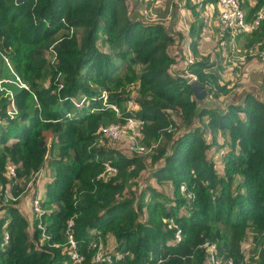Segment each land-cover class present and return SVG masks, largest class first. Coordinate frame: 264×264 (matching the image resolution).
Masks as SVG:
<instances>
[{"label": "trees", "instance_id": "trees-1", "mask_svg": "<svg viewBox=\"0 0 264 264\" xmlns=\"http://www.w3.org/2000/svg\"><path fill=\"white\" fill-rule=\"evenodd\" d=\"M262 3L254 0L248 12ZM131 4L0 0V264H73L64 243L69 219L80 264H101L91 261L90 242L108 236L115 255L109 264H204L205 240L237 264L245 232L261 236L264 100L245 92L197 109L184 71L212 97L228 91L216 83L214 61L196 49L204 24L191 23L192 59L178 66L175 35L164 22L130 14ZM248 34L264 47V17ZM45 77L52 81L47 86ZM134 81L138 108H122L125 85ZM127 116L142 120L144 145L158 139L149 168L141 155L98 142V126L122 124ZM44 154L55 167L44 187L50 207L28 220L15 199L4 201L5 184L37 170ZM8 164L13 174L5 178ZM106 165L116 169L107 178ZM142 169L162 187L145 184L133 192ZM258 253L261 264L264 249Z\"/></svg>", "mask_w": 264, "mask_h": 264}, {"label": "rangeland", "instance_id": "rangeland-1", "mask_svg": "<svg viewBox=\"0 0 264 264\" xmlns=\"http://www.w3.org/2000/svg\"><path fill=\"white\" fill-rule=\"evenodd\" d=\"M127 1L133 3V6L132 4L130 5V14H137L139 18L144 20H157L159 22H164V24L167 25V30H170L172 35H175L176 42L174 44L177 45H175V51H173V55L176 60V65L178 66L184 64V61L187 58L185 54L187 49L190 51V57L192 59V50L190 48L191 46L189 42L195 35L196 29L195 24L191 25V23L198 20L200 23L204 24L196 41V49L201 54L208 56L209 60H213L214 63H217V67L220 69V72H222V69L220 68V62L222 59L220 47L221 39L217 25V16L215 15L216 4L209 3L200 6L201 0H189V4L187 6H192L190 8H194L195 12H198L199 20L196 16H193L191 9L186 6L184 0ZM239 1L242 7L246 10L247 14L250 15L252 11L248 12L247 9L249 7L248 5H250L253 0ZM146 3H148V5H146ZM179 31L182 33V38L177 35ZM44 54L49 62L52 57L51 53L46 51ZM237 54L244 55L245 57L241 63V67L239 68L238 76L234 80H226L219 71L213 69L212 72L216 74V83L219 85H225L228 91L227 93L219 94L215 97H212L209 94L208 103L210 106L224 104L231 98L237 100V98H239L245 92H251L254 96L264 100V47H260L258 39L251 36L250 34H245L238 38ZM181 75H183L186 79L191 78L192 75L195 76L194 73L186 71H184ZM41 81V85L46 86L52 82L48 77H45ZM21 83L25 87L28 86L25 82ZM136 87V81L126 83V92H124V94H126L128 97L121 103L122 108L130 110H136L138 108L137 102L133 100V97L136 94ZM205 87L208 89L207 86ZM212 89L215 90V88ZM80 100L82 101L83 98L81 97ZM142 124L143 123L139 125V129L142 127ZM138 141L140 144L144 145L141 137H139ZM157 141L158 139H151L150 145H144L145 150L143 152H135L128 147L127 137H124L121 140H111L107 138H105V140H100V142H102L101 144L112 147L115 150H118L121 154L141 155L146 168H149L151 165L150 154H152L153 149L156 148ZM44 155V159H46L37 170H34L30 174L23 175L12 182H6L5 184V190L8 191L7 187L12 186L17 191L15 196L9 191L8 193L15 197L14 204L18 206L20 212L23 214V216L28 218V220L30 219V215L31 217L36 216L35 213L37 211H34V208L31 205L34 199L37 200L38 210H48L50 207L48 204H44V187L46 179L52 176L53 169L55 167L53 163L50 162L49 155ZM9 165L10 164H8V166ZM145 169L140 170L138 177L134 179L133 184L131 185L133 192H137L145 184L162 187V184L159 185L152 179H149V176L147 177V171H145ZM111 174H114V172L110 170H104L101 173V175L104 177ZM2 176L5 178L10 177V175L7 173V168L2 171ZM259 233H261V236H258L259 238L257 237L256 239H253V232L251 230H247L242 236L240 244L243 253V260L240 264H243L244 262H248L249 264L260 263V255L258 252L259 250L264 249V230ZM113 242L114 240H112V237L108 236L105 243H103L106 251L113 252ZM261 264H264V262Z\"/></svg>", "mask_w": 264, "mask_h": 264}, {"label": "built area", "instance_id": "built-area-1", "mask_svg": "<svg viewBox=\"0 0 264 264\" xmlns=\"http://www.w3.org/2000/svg\"><path fill=\"white\" fill-rule=\"evenodd\" d=\"M254 0L252 1V3ZM252 3L250 5H252ZM215 12L217 16V25L220 33L221 43V54L222 59L220 62V69L217 67V63L212 64V68L219 71L220 74L225 77L226 80L232 81L238 76L239 68L244 60V55L237 54V42L240 36L248 34L254 30V28L260 23L261 19L264 17V3L256 7L250 15L247 14L246 10L242 7L239 0H216ZM248 11V10H247ZM186 61H191L190 51L186 50ZM196 77L194 75L188 79L190 81ZM112 108L118 112L117 108L112 105ZM142 120L135 116H127L124 123H108L106 125L98 126V131L101 136L98 138V142L103 140V138L111 140H121L127 137L128 147L135 152H143L145 146L140 144L138 139L141 137L139 131V125ZM104 170H110L115 172L116 169L110 165H106ZM103 170V171H104ZM7 173L13 174V167L7 166ZM180 189L184 192L185 188L181 185ZM186 196H191V194H186ZM4 201L11 199L14 200L15 197L11 196L7 190L4 189L3 193ZM34 211L38 210L37 200L34 199L31 204ZM172 227L174 228V238L180 240L181 233L178 225L170 220ZM72 225V220L69 219L65 228V242L67 245V253L73 264H80L83 255L80 253L75 245V240L70 231V226ZM7 239V234L4 233L3 241ZM205 259L204 264H235L231 258H222L217 252V246L214 242L205 240L201 244ZM90 247L92 249L91 261L101 264H109L115 259L114 252L106 251L103 243L100 239H94L90 242ZM113 251V248H112ZM240 264V263H237Z\"/></svg>", "mask_w": 264, "mask_h": 264}, {"label": "water", "instance_id": "water-1", "mask_svg": "<svg viewBox=\"0 0 264 264\" xmlns=\"http://www.w3.org/2000/svg\"><path fill=\"white\" fill-rule=\"evenodd\" d=\"M191 94L197 109L208 107L209 92L204 85L198 82L195 78L188 81Z\"/></svg>", "mask_w": 264, "mask_h": 264}, {"label": "crops", "instance_id": "crops-1", "mask_svg": "<svg viewBox=\"0 0 264 264\" xmlns=\"http://www.w3.org/2000/svg\"><path fill=\"white\" fill-rule=\"evenodd\" d=\"M207 4H209V3H207ZM108 238V237H107ZM112 240H114L113 238H112ZM114 243V242H113Z\"/></svg>", "mask_w": 264, "mask_h": 264}]
</instances>
